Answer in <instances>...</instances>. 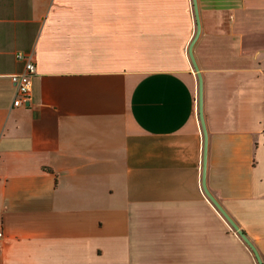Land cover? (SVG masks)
<instances>
[{
    "label": "crops",
    "instance_id": "crops-1",
    "mask_svg": "<svg viewBox=\"0 0 264 264\" xmlns=\"http://www.w3.org/2000/svg\"><path fill=\"white\" fill-rule=\"evenodd\" d=\"M197 4L207 186L264 261V0ZM196 31L193 0H0V264H259L203 188Z\"/></svg>",
    "mask_w": 264,
    "mask_h": 264
},
{
    "label": "water",
    "instance_id": "water-1",
    "mask_svg": "<svg viewBox=\"0 0 264 264\" xmlns=\"http://www.w3.org/2000/svg\"><path fill=\"white\" fill-rule=\"evenodd\" d=\"M194 5V12L197 22V31L196 34L191 41L189 45V55L192 60L193 66L195 70L197 71L198 79H199V114L201 119V124L203 128L204 133V161H203V188L209 199L215 204V206L220 210V212L224 215V217L228 220V222L233 226V228L239 233V235L245 240V242L249 245V247L253 250L255 253V256L257 258V261L259 264H264V261L259 254V251L257 250V247L255 244L251 241V239L247 236V234L244 232L243 229L239 226V224L233 219V217L226 211V209L223 207V205L219 202V200L211 193L207 186L206 182V166H207V148H208V131L207 126L205 122L204 112H203V75L200 71L199 65L197 63V60L195 58L194 52H193V46L199 36L200 33V18H199V8L197 4V0H193Z\"/></svg>",
    "mask_w": 264,
    "mask_h": 264
},
{
    "label": "built area",
    "instance_id": "built-area-1",
    "mask_svg": "<svg viewBox=\"0 0 264 264\" xmlns=\"http://www.w3.org/2000/svg\"><path fill=\"white\" fill-rule=\"evenodd\" d=\"M17 58L24 61V69L21 72L11 74V80L15 85L14 106L28 105L32 93L33 77L37 73L36 64L32 53L18 52ZM0 229V238L3 237Z\"/></svg>",
    "mask_w": 264,
    "mask_h": 264
}]
</instances>
